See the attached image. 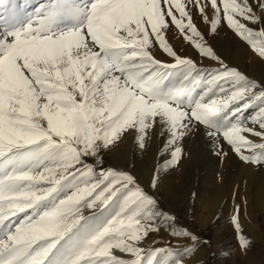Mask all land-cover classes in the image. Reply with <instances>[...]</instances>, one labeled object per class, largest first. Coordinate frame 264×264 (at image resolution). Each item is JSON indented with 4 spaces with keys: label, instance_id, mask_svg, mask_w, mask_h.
<instances>
[{
    "label": "snow or ice",
    "instance_id": "snow-or-ice-1",
    "mask_svg": "<svg viewBox=\"0 0 264 264\" xmlns=\"http://www.w3.org/2000/svg\"><path fill=\"white\" fill-rule=\"evenodd\" d=\"M193 9L264 58V0H0V264H181L171 248L138 246L155 221L174 218L133 175L89 162L125 132L143 149L160 124L175 164L179 142L202 126L242 160L264 162V142L247 135L264 141V85L221 60ZM171 26L220 67L179 55ZM253 108L259 130L248 126Z\"/></svg>",
    "mask_w": 264,
    "mask_h": 264
},
{
    "label": "rangeland",
    "instance_id": "rangeland-1",
    "mask_svg": "<svg viewBox=\"0 0 264 264\" xmlns=\"http://www.w3.org/2000/svg\"><path fill=\"white\" fill-rule=\"evenodd\" d=\"M35 2L36 0H23L25 4ZM192 11L194 22L221 60L258 85H262L258 76L263 70L260 68L252 72L251 69L252 62L260 61L262 57L225 22L222 21L217 31L212 33L200 14L195 9ZM256 11L260 14L259 9ZM211 14L209 10V15ZM166 35L174 50L182 57L193 59L199 68L220 67L219 62L202 57L174 26L170 27ZM154 55L167 62L172 61V58L158 47L154 50ZM256 111L257 109L253 108L246 115L249 117L248 126L259 130L258 125H252L250 122V117ZM247 135L257 143L264 142L259 137ZM167 141L168 135L160 124L149 130L143 149L139 147L137 135L128 131L107 149L102 150V163H97L94 158L89 160L96 165L97 171L101 168H113L133 175L139 185L157 200L160 210L174 218L155 221L157 230L151 231L139 241L138 246L145 252L171 248L179 253L181 264H250L254 254L261 256V264H264V206H261L264 202V162L242 160L226 142L209 138L202 126L194 128L179 142L183 152L175 164L169 163L171 148L166 147ZM218 144L222 145V150ZM168 171L173 178L171 185L160 177V174ZM256 176L263 181V199L259 207L255 204L253 196L248 194L250 188L254 191L257 189L253 179ZM212 188H217L220 193H212ZM240 188L244 190L241 195L238 193ZM90 211L85 209V215ZM249 211L257 219L260 228L258 235L248 229L241 217L242 213ZM173 227L177 230H187L191 235L177 236ZM241 235L248 241L246 247L241 245ZM192 236L196 239L193 240ZM113 252L122 258H131L130 254L117 249Z\"/></svg>",
    "mask_w": 264,
    "mask_h": 264
},
{
    "label": "bare ground",
    "instance_id": "bare-ground-1",
    "mask_svg": "<svg viewBox=\"0 0 264 264\" xmlns=\"http://www.w3.org/2000/svg\"><path fill=\"white\" fill-rule=\"evenodd\" d=\"M233 57V56H232ZM231 58V57H230ZM251 69H252V72L253 71H256V70H258V69H262L263 71H262V73H261V75L260 76H258V77H260V82H261V84L262 85H264V58H262L260 61H254V62H252V65H251ZM256 73V72H255ZM257 75H259V74H257ZM158 125V124H157ZM187 137V136H186ZM117 149V148H116ZM240 166V165H239ZM161 170V169H160ZM162 171V170H161ZM164 171V170H163ZM172 171V170H171ZM236 171V170H235ZM254 172V171H253ZM158 173H160V172H158ZM230 174V173H229ZM258 175V174H257ZM160 177H162L164 180H165V182L166 183H168L169 185H171L172 184V180H173V178H172V176H171V174L169 173V171L168 172H165V173H163L162 175L160 174ZM177 178V177H176ZM213 178H214V176H213ZM175 179V178H174ZM254 179V182L256 183V185H257V189L254 191L253 190V188H250L249 189V192H248V194H250V196H253L252 198H253V200L255 201V204H257V206L259 207V205L262 203V189H261V187L263 186L262 185V180L260 179V177L259 176H256L255 178H253ZM176 181H178V179L176 180ZM253 182V181H252ZM162 183L164 184V181H162ZM217 183V182H216ZM168 186V185H167ZM166 186V187H167ZM174 186H176V184H174ZM178 187V186H177ZM176 187V188H177ZM243 187H245V186H243ZM211 188V187H210ZM169 190H170V188H168ZM219 192V190L216 188V189H213L212 188V193H214V194H216V193H218ZM220 193V192H219ZM238 193L241 195V194H243L244 193V190H243V188H240L239 190H238ZM252 194H254V195H252ZM235 195H236V193H235ZM264 195V194H263ZM214 199V198H213ZM264 200V199H263ZM264 203V202H263ZM263 203H262V205L261 206H264L263 205ZM254 204V203H253ZM255 204H254V206H255ZM256 207V206H255ZM247 208V207H246ZM263 208V207H262ZM261 208V209H262ZM257 209H259V208H257ZM262 210H264V209H262ZM243 212V211H242ZM256 216V215H255ZM241 217H242V219H243V221H244V223L247 225V227H248V229L254 234V235H258L259 233H260V228H259V225L257 224V219L256 218H254L253 217V215L251 214V211H249V212H247L246 214H243L242 213V215H241ZM258 218V217H257ZM250 264H261V256H259V255H252V257H251V259H250Z\"/></svg>",
    "mask_w": 264,
    "mask_h": 264
}]
</instances>
